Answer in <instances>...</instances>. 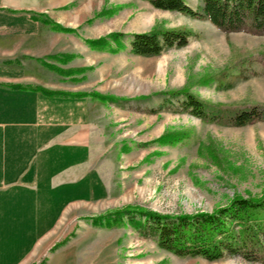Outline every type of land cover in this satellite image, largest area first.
Returning <instances> with one entry per match:
<instances>
[{
    "label": "rangeland",
    "instance_id": "1",
    "mask_svg": "<svg viewBox=\"0 0 264 264\" xmlns=\"http://www.w3.org/2000/svg\"><path fill=\"white\" fill-rule=\"evenodd\" d=\"M13 1L16 6L34 3ZM66 1L59 7L72 10L76 25L58 26V31L81 33L83 53H75V42L42 47L40 61L48 67L55 66L49 59L82 65L55 66L61 70L52 68L58 75L69 79L41 87L88 98L89 168L103 189L67 208L26 264H44L53 255L52 264H264L236 254L212 261L174 255L124 213H115L193 214L210 212L234 197L263 196L264 120L242 126L205 122L181 111L179 99L164 103L160 94L185 89L217 104L264 102V64L252 60L239 75L231 69L235 59L264 48V35L225 33L208 20L157 9L145 0ZM186 2L193 8L199 3ZM41 6H48V0H41ZM40 17L52 23L45 21V13ZM152 28H183L191 34L183 47L156 56L132 54L130 35ZM111 32L123 35L109 40L115 51L84 40ZM134 214L133 219L143 222L142 215Z\"/></svg>",
    "mask_w": 264,
    "mask_h": 264
},
{
    "label": "crops",
    "instance_id": "2",
    "mask_svg": "<svg viewBox=\"0 0 264 264\" xmlns=\"http://www.w3.org/2000/svg\"><path fill=\"white\" fill-rule=\"evenodd\" d=\"M11 2L0 0V264H26L64 211L102 191L103 184L89 168L88 98L33 89L69 79L42 64V47L75 42V53H83L81 33L58 31L76 25L72 10L59 7L66 0H48V6L41 0L32 6ZM41 13L52 23L42 22ZM73 62L48 60L61 68L82 65Z\"/></svg>",
    "mask_w": 264,
    "mask_h": 264
},
{
    "label": "trees",
    "instance_id": "3",
    "mask_svg": "<svg viewBox=\"0 0 264 264\" xmlns=\"http://www.w3.org/2000/svg\"><path fill=\"white\" fill-rule=\"evenodd\" d=\"M154 8L178 12L190 18L208 20L219 30L229 33L245 31L264 35V0H198L191 7L186 0H145ZM48 22V21H47ZM191 32L183 28H152L132 33L129 50L134 55L156 56L170 47H183ZM120 32H111L96 39H84L92 47H108L110 39L118 40ZM258 60L264 64V48L239 57L231 69L237 75L249 70V63ZM50 66V65H49ZM51 68L61 71L55 66ZM33 89L46 95L59 92L41 86ZM99 99L106 96L92 93ZM82 96L84 93H70ZM165 102L179 99V109L202 121L231 126H242L264 120V102L217 104L200 99L185 89L162 92ZM134 212L142 215L143 222L133 219ZM115 212L128 216L144 234L155 236L159 247L177 256H198L216 260L225 254L240 255L248 260L264 262V194L259 198L234 197L224 206L210 212L193 214H159L147 210Z\"/></svg>",
    "mask_w": 264,
    "mask_h": 264
}]
</instances>
